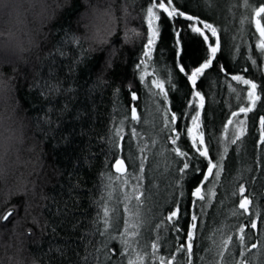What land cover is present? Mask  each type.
<instances>
[{"label": "trees", "instance_id": "16d2710c", "mask_svg": "<svg viewBox=\"0 0 264 264\" xmlns=\"http://www.w3.org/2000/svg\"><path fill=\"white\" fill-rule=\"evenodd\" d=\"M260 2L249 0L252 5L249 8L244 0H179L181 10L214 24L220 31L222 52L217 54V59L228 70L220 72L214 62V69L197 83V90L206 98L201 119L206 140H211L210 156L218 160L225 143H228V153L224 159L225 171L215 185L216 196L211 198V204L198 202L194 207L192 192L203 179L207 161L194 158L193 163L200 171L179 179L177 170L182 165L171 152L175 146L170 137L174 133L165 130L163 113L158 110L168 102L149 92L146 84L139 80L140 70L135 67L143 58L146 43L144 17L148 0H134L132 5L133 26L142 35L135 38L132 46H127L118 33L112 41L116 46L112 51L118 50L114 57L107 50L89 49L84 29L77 23L83 4L81 0H72L71 6L46 29L40 58L15 73L5 69L15 76L19 101L31 120L40 167L38 173L33 174L36 183L33 197L20 195L7 202L0 198V213L14 209L9 221H0V257H10L13 248H22L25 264H31L32 260L37 264H120L123 260L126 264V258L120 255L123 246L119 240L108 242L107 248L114 251L110 259H106L105 237L100 234L103 221L97 223V214H102L101 205L107 200L109 189L105 185L109 183L108 174L115 175L112 167L115 160L125 159L130 180L135 183L134 177L139 175V149L145 144L148 160L142 182L145 203L141 208L145 224L140 230V248L151 254L150 245L159 236L158 254L176 255L177 261L186 264V253H178L176 249L186 243L193 213L202 218L197 221L192 264H219L218 253L223 241L228 237L237 241V230L242 225H249L246 229L249 247L254 242L264 241V145L259 143L264 94L256 108L247 113V132L242 142L230 144L232 126H228L229 141H225L224 131L231 113L248 103L246 86L230 81V75L243 74L264 86V53L256 46L258 33L252 20L254 7ZM173 33L172 23L162 17L158 50L153 53L148 70L155 71L161 79L170 76L176 85L169 92L171 109L179 117L173 127L184 133L191 127L190 117L195 114L188 107L193 102V89L174 62ZM182 43L185 50L179 63H183L186 70L194 69L206 57L207 45L201 37L183 28ZM106 53L111 67L106 68L103 80L98 81ZM132 91L137 93L138 100L131 99ZM133 106L142 116L140 124L131 120ZM239 119H245L244 114ZM120 121L124 123L122 152L110 143ZM132 127L140 136H131ZM176 146L194 152L186 135H181ZM241 184L247 188L245 195L253 200L251 217L232 214L240 199L233 193ZM112 187L115 191L109 203L117 209L122 225L127 217L123 212V193L118 182ZM208 187L211 185L206 184L205 188ZM177 205L181 215L175 227L180 231L168 226L166 220L164 227H155ZM250 220L257 222V229L250 228ZM120 230L122 227L113 228L110 234L118 236ZM229 249L230 252L224 254L228 264H238L245 255L250 264H264L262 248L246 253L243 245L235 243L229 245ZM149 264L156 262L149 261Z\"/></svg>", "mask_w": 264, "mask_h": 264}, {"label": "snow or ice", "instance_id": "6c2138e0", "mask_svg": "<svg viewBox=\"0 0 264 264\" xmlns=\"http://www.w3.org/2000/svg\"><path fill=\"white\" fill-rule=\"evenodd\" d=\"M245 6L251 8L252 5L249 0H244ZM179 0H148V5L146 7V15L144 19L147 22L146 29V43L143 45L142 59L135 65L137 69L140 70L139 80L144 82L148 87L149 92L152 93L157 99L162 98L163 101H167L168 104L160 109L163 113V123L164 128L167 131L174 133L170 137L171 144L174 145L171 152L178 158L177 163L182 166L177 170L179 174V179L183 180L185 176L192 175L195 172L200 171V168L193 163V159L203 158L207 161L206 172L203 176L202 181L198 186L195 187L192 192V196L195 198L193 201V206L196 207L198 202H205L206 204H211V198L216 196L214 190L216 183L219 182L221 174L225 171L224 159L228 153V143H225L223 148V153L220 154L218 160H213L209 153V144L211 140H206V134L204 130V125L202 123V112L205 107V96L200 91L197 90V83L201 81L202 78H206L209 74V70L214 69L215 66L222 73H227V69L220 65L217 59V54L222 52L221 44V34L217 27L205 20H202L199 16L189 15L187 12L181 10L178 6ZM169 20L174 28V62L179 72L182 73L187 81L189 82L191 89H193L192 97L193 102L188 105L195 112L194 115L190 117L191 127H187L184 133L177 131L173 127L175 122L179 119L177 113L172 111L171 102L169 101V92L176 88V85L172 83L171 77L167 79H161L160 76L155 72H149L148 66L152 62L153 53L157 49V41L161 38V20ZM252 20L255 25V30L258 33L257 47L260 49L261 53H264V0H261L259 5L254 7L252 13ZM179 22V23H178ZM183 30H188L198 37H201L203 42L207 45V55L203 61L194 69L186 70L183 63H179L184 52V46L182 43V28ZM210 37L214 40H210ZM253 64L256 63L255 60L252 61ZM111 64L108 61L104 62L101 68V74L98 77V81L103 80V72L106 68H110ZM230 81H235L238 84L246 86V106H240L237 111L231 113V117L227 121V126L225 127V141H229L227 135L228 126L233 127L232 136L230 138V144H237L238 141L242 142V138L247 132L246 117L247 113L252 112L259 101H261L262 94H264V86L257 84L255 80L246 78L243 74L230 75ZM131 89L132 85H128ZM259 90V91H258ZM119 92V89H116ZM235 91V89H233ZM131 99L133 101L138 100L139 97L135 91L131 92ZM194 105H198L194 107ZM241 114H244L245 119H239ZM170 117V119H169ZM127 119V117H126ZM131 120L137 124L142 122V116L138 112L137 107H131ZM260 139L259 143L264 145V117L260 118ZM114 138L110 141L111 146L118 151H123L124 146L121 141L124 140V123L120 121L119 126L114 128ZM131 136L138 137L140 133L137 132L135 127L131 128ZM181 135H186L190 138L193 153L184 151L180 146H176L177 142L181 139ZM155 143V141H153ZM147 144L139 149V175L135 176V183L130 180L131 174L128 171V165L123 157L117 158L112 165L115 175L111 173L108 174L107 180L108 184L105 185L109 191L107 192V200L101 205L102 214H97V223L103 221V230L100 232L102 236L105 237L103 241V246L106 249L105 257L110 259V253L113 249H108L107 245L110 240H119L120 244L123 246L120 250V255L126 258V264H149V261H155L156 264H181L177 261L176 255H171L169 257L159 255L160 250V237L157 236L151 243V254L140 248L141 244V228L144 226L145 221L141 218V208L145 203V192L143 190V179H144V168L148 160L146 155ZM114 182H118L120 189L123 193V212L127 214V217L123 220V224L120 225L119 221L121 217L117 213V209L110 206V201L113 199V192L115 189L112 187ZM206 184H210L211 187L205 188ZM130 191H125L129 189ZM247 188L244 185H240L233 195H238L240 197L238 206L233 210V215H244L248 214L250 217L253 215L251 208L253 206V200L245 195ZM180 195H183L181 191ZM133 201L135 204L133 205ZM14 209H9L3 213H0V221H9L10 217H13ZM181 209L179 205L175 207L169 215L162 219L161 224L155 227H164V220L168 222V226L174 227V230L180 231L178 224L180 219ZM202 217L193 213L191 216L190 230L187 232L186 243H182L176 249L178 253H186L185 260L186 264H192L194 242L197 239L198 224L197 221ZM259 219V217H257ZM264 222V221H262ZM250 228L257 229L258 224L255 220H250ZM119 231L118 236H112L110 230L117 228ZM249 225H242L237 230L238 240L233 241L232 237H228L227 240L223 241L222 250L218 253L219 264H228L224 257L225 252H230L229 245H234L239 243L245 248V252H250L252 249L262 248L264 249V241L254 242L250 245L247 244L246 229ZM167 229L165 228V231ZM139 249V250H138ZM120 264H124L122 260ZM238 264H250L247 255L241 258Z\"/></svg>", "mask_w": 264, "mask_h": 264}, {"label": "clouds", "instance_id": "9594fccd", "mask_svg": "<svg viewBox=\"0 0 264 264\" xmlns=\"http://www.w3.org/2000/svg\"><path fill=\"white\" fill-rule=\"evenodd\" d=\"M77 23L94 52L107 50L114 57L113 38L120 33L122 43L132 46L142 35L134 26V0H81ZM72 0H0V198L4 202L35 195L33 174L40 162L32 124L19 101L13 73L40 58L46 29L70 7ZM106 53V61L109 55ZM22 248H13L0 264H25ZM31 264H37L35 260Z\"/></svg>", "mask_w": 264, "mask_h": 264}, {"label": "rangeland", "instance_id": "374dc122", "mask_svg": "<svg viewBox=\"0 0 264 264\" xmlns=\"http://www.w3.org/2000/svg\"><path fill=\"white\" fill-rule=\"evenodd\" d=\"M232 5H233V2L231 1Z\"/></svg>", "mask_w": 264, "mask_h": 264}]
</instances>
